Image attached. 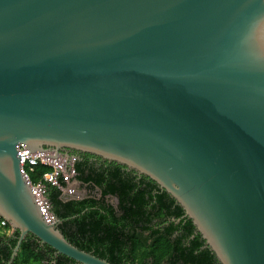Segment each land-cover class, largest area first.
Returning a JSON list of instances; mask_svg holds the SVG:
<instances>
[{"label": "water", "instance_id": "obj_1", "mask_svg": "<svg viewBox=\"0 0 264 264\" xmlns=\"http://www.w3.org/2000/svg\"><path fill=\"white\" fill-rule=\"evenodd\" d=\"M20 144L136 170L182 206L221 264H264V0H0L11 261L31 235L78 264H112L46 220Z\"/></svg>", "mask_w": 264, "mask_h": 264}, {"label": "trees", "instance_id": "obj_2", "mask_svg": "<svg viewBox=\"0 0 264 264\" xmlns=\"http://www.w3.org/2000/svg\"><path fill=\"white\" fill-rule=\"evenodd\" d=\"M93 157L84 154L74 164V179L88 196L66 199L59 188L47 185L51 212L62 221L58 228L71 243L112 264H221L182 206L154 180L117 162L100 157V162H93ZM50 170L42 164L33 166L31 180L38 182ZM3 221L0 217V264H8L19 231L9 238L10 245L5 244L1 231L6 234L11 226ZM38 244L28 236L14 264H52L55 251ZM55 260L78 264L63 255Z\"/></svg>", "mask_w": 264, "mask_h": 264}, {"label": "built area", "instance_id": "obj_3", "mask_svg": "<svg viewBox=\"0 0 264 264\" xmlns=\"http://www.w3.org/2000/svg\"><path fill=\"white\" fill-rule=\"evenodd\" d=\"M18 154L21 157V167L22 171L32 187L33 193L39 206L42 209V213L48 222L54 221V216L51 212L50 202L47 198V185L51 184L59 188L63 195L66 196H76L75 188L70 186V182L74 181V176L76 175L74 164L75 159L69 161L68 157L62 158L61 156L57 158L47 157L46 155H55L52 151H37L29 153L28 148L20 144L18 146ZM69 162V163H68ZM68 163V164H67ZM46 165L52 167V170L44 173L43 177L38 182H33L30 176V170L33 166ZM67 184L66 186L62 184L61 178ZM2 222V224H4Z\"/></svg>", "mask_w": 264, "mask_h": 264}, {"label": "flooded vegetation", "instance_id": "obj_4", "mask_svg": "<svg viewBox=\"0 0 264 264\" xmlns=\"http://www.w3.org/2000/svg\"><path fill=\"white\" fill-rule=\"evenodd\" d=\"M62 153H64V154H69L70 155V158L71 157H75L76 158V160H78V159H82L81 157H84V154H87V153H83V152H80V151H76V150H71V149H65V150H63L62 151ZM91 160L94 162H100L99 160H98V157L96 156L95 158L93 157V158H91ZM104 160V159H103ZM110 162V161H109ZM128 170H130V169H128ZM63 195V194H62ZM99 195V194H98ZM88 196V195H87ZM63 197L64 198H66V199H71V198H75V199H79V198H82V197H76V196H66V195H63ZM114 198V197H113ZM114 202H116L117 203V199L116 198H114ZM113 201V200H112ZM5 221V220H4ZM3 221V222H4ZM6 221H5V223L3 224V225H6ZM10 230V229H9ZM15 231L12 229V232H10L9 234H6V236L3 238V240H4V243L5 244H7V245H10V242H9V238H11V236L13 235V233H14ZM17 245V244H16ZM40 247H42V248H44V246L45 245H42V244H40V242H39V244H38ZM16 247V246H15ZM15 247H13L12 249H13V251H14V249H15ZM13 254V253H12ZM12 254H11V257H10V259H9V261H8V264H14V261H15V259L13 260V262L11 261V259H12ZM59 255H56L55 254V252H54V256H53V259L54 260H52V264H55L56 263V257H58Z\"/></svg>", "mask_w": 264, "mask_h": 264}, {"label": "rangeland", "instance_id": "obj_5", "mask_svg": "<svg viewBox=\"0 0 264 264\" xmlns=\"http://www.w3.org/2000/svg\"><path fill=\"white\" fill-rule=\"evenodd\" d=\"M61 157L62 158H65V156H61ZM70 186L73 187V188H75V190H76V193H75L76 197H82V196L83 197H86L88 195V193H86L87 190L84 187L80 186L76 181L75 182L74 181H71L70 182ZM112 200L115 201L114 198H112ZM1 232H2L1 235L2 234L3 235L9 234L10 232H12V228L10 230H7L6 231V234H5V232L3 230ZM30 264H49V263L33 261Z\"/></svg>", "mask_w": 264, "mask_h": 264}]
</instances>
